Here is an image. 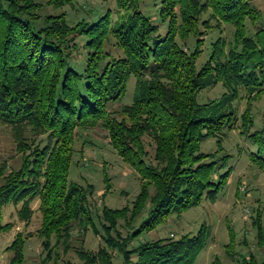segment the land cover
I'll list each match as a JSON object with an SVG mask.
<instances>
[{
  "label": "trees",
  "instance_id": "1",
  "mask_svg": "<svg viewBox=\"0 0 264 264\" xmlns=\"http://www.w3.org/2000/svg\"><path fill=\"white\" fill-rule=\"evenodd\" d=\"M75 1L48 0V5L62 8ZM115 1L121 9L134 5V10L117 24L107 13L96 22L71 26L65 14L43 16L36 0H0V124L10 128L20 154L18 168L0 167V234L11 229L3 222L5 206L20 204V218L28 221L35 200L46 259L54 251L52 238L65 241L73 222L94 227L90 199L95 188L69 181L68 174L79 130L101 123L118 156L138 174L141 189L131 207L102 208L108 223L107 236H102L106 247L96 253L78 250L80 264H113L107 248L119 253L123 264H194L208 242L206 227L177 239L146 241L142 236L205 197L215 201L227 185L230 155L221 145L213 153L201 152L200 145L232 128L233 101L241 88L250 101L264 94V27L254 36L246 28L247 20L257 23L260 12L253 0H161L158 18L167 28L161 33L137 9L142 0ZM209 10L218 21L234 26L235 42L230 47L220 39L209 42L210 53L199 67L206 43L198 38L199 18ZM111 37L123 57L105 50ZM190 37H196L193 49L187 44ZM82 48L84 59L79 57ZM132 77V103L112 116L110 104L126 95ZM217 84L226 90L221 98L200 103L198 94ZM249 104L241 115L242 133L258 147L251 161L263 167L264 129L249 132ZM118 220L129 227L126 236L119 235ZM255 225L263 245V227L259 221ZM23 246L18 234L10 245L15 256L9 264H24ZM212 264L221 263L216 259ZM234 264L264 260L249 254Z\"/></svg>",
  "mask_w": 264,
  "mask_h": 264
},
{
  "label": "rangeland",
  "instance_id": "2",
  "mask_svg": "<svg viewBox=\"0 0 264 264\" xmlns=\"http://www.w3.org/2000/svg\"><path fill=\"white\" fill-rule=\"evenodd\" d=\"M36 1L42 5L43 16L65 14L71 26L80 21L96 22L107 13L111 15L112 23L117 24L134 10V5L125 9L119 8L115 0H76L72 6L66 5L62 8L48 5V0ZM160 1L142 0L138 3L137 9L159 25L161 33H165L166 24H160L158 18ZM251 5L260 12V19L256 24H252L249 20L246 22L248 35L254 36L257 30L264 27V0H253ZM199 22L198 38L206 42L203 46L204 52L197 60V65L200 67L211 50V47L206 45L220 39L227 47L232 46L235 42V28L218 21L210 10L200 16ZM201 22L207 25L203 26ZM177 40L182 46L184 41L179 38ZM195 40L196 37H190L187 40L188 47L193 49ZM79 41L82 42L84 39L79 38ZM105 50L111 57L124 56L123 50L115 44L112 37L106 43ZM84 55L85 49L82 48L79 57L84 59ZM135 81L136 79L132 77L126 95L110 104L108 109L109 112H113L112 116H116L114 112L123 105L132 103ZM225 92V88L217 84L201 91L198 100L200 103H207L220 99ZM248 97L246 89L241 88L238 97L233 101L236 120L232 128L222 130L217 137L205 138L200 145L201 152L204 153L216 152L221 145L224 153L230 155L231 177L227 185L218 193L216 200L211 201L205 197L198 206L182 214H173L156 230L144 233L143 240L153 241L168 237L177 239L186 234L195 235L202 227H206L208 242L194 264H212L216 259L221 264H234L242 255L248 257L249 254L259 261L264 260V244L259 243L255 225V221H259L264 231V166L260 167L251 161V154L258 155V147L251 142L247 134L242 133L241 120V115L250 102L252 125L249 132L264 129V94L260 97L253 96L251 101ZM146 143L149 152L153 154L154 149L150 139H146ZM74 149L68 179L83 186L87 184L94 186L95 192L90 199V215L94 227L79 221L73 222L65 241L56 243V238H52L51 245L54 251L52 256L46 259L47 253L43 249L42 238L38 235L42 223V215L38 209L39 201H33V213L28 221L20 218V204L16 206L10 204L3 209V222L10 223L11 229L0 234V264H9L15 256L10 245L18 234L24 239V264H80L78 250L96 253L100 248L106 247L102 236H107L104 226L108 223L103 218L102 208L131 207L140 193L141 180L138 174L118 156L101 123L94 128L79 130ZM261 156L264 158V148ZM3 163H7L10 168H18L20 154L17 153L10 128L0 124V167ZM1 183L0 178V185ZM107 185L109 190L105 192ZM150 193H153V187H150ZM143 216L144 213L139 219ZM139 219L136 225L141 221ZM128 230L126 222L118 220L119 235L126 236ZM107 249L112 256L113 264H123L119 253L112 248Z\"/></svg>",
  "mask_w": 264,
  "mask_h": 264
},
{
  "label": "built area",
  "instance_id": "3",
  "mask_svg": "<svg viewBox=\"0 0 264 264\" xmlns=\"http://www.w3.org/2000/svg\"><path fill=\"white\" fill-rule=\"evenodd\" d=\"M246 216V215H245Z\"/></svg>",
  "mask_w": 264,
  "mask_h": 264
}]
</instances>
